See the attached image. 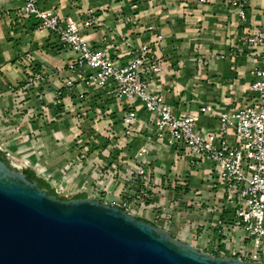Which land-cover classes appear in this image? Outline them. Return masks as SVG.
<instances>
[{"label":"crops","instance_id":"0c3cea01","mask_svg":"<svg viewBox=\"0 0 264 264\" xmlns=\"http://www.w3.org/2000/svg\"><path fill=\"white\" fill-rule=\"evenodd\" d=\"M236 1L238 5L234 4ZM19 5L17 0H0V117L7 116L12 123L20 120L21 125L36 123L35 110L42 113L40 109L45 107L55 118H61L59 108L51 104L56 91L69 76L65 68L67 62L77 53L64 49L49 30L37 29L36 18H20ZM39 5L42 9H54L64 19L77 21L84 39L96 48L105 49L116 63H127L139 45L148 44L163 63L160 73L145 77L150 80L151 89L163 93L178 113L199 114L198 126L202 129L219 127L217 113L255 101L250 87L258 80L254 74L258 63L253 60L257 54L253 49L242 48L240 38L264 22V0H212L206 4L197 0H40ZM90 10L92 13L88 14ZM240 10L245 18L240 17ZM178 48L183 52H178ZM204 53L208 55L196 57ZM180 56L185 64L178 67ZM201 57L204 64H197L195 60ZM32 66L47 74L41 89L45 106L32 94L20 108H15L16 90ZM95 90L76 84L70 90L62 89L60 99L67 106H73L75 100L83 102ZM96 91L106 96L101 90ZM111 100L115 110L126 114V107L122 109ZM207 104L216 114L200 112ZM134 124L145 132L139 136L140 141L136 139L133 158L120 159L121 168L129 172L144 163L151 171L154 192L162 187L173 188L175 195L187 197L174 202L175 211L164 216L173 235L194 244L189 241L195 234L191 227L213 218L207 211L221 194L208 179L214 166L209 161L193 163L185 146H171L165 140H158L153 116L141 107L137 109ZM229 140L233 141L234 137L229 136ZM18 142L15 141L17 146L25 147ZM140 149H147L148 155L138 156ZM30 160L37 164L31 167L45 170L37 158ZM149 204L155 206L153 199ZM152 210L142 217L152 218Z\"/></svg>","mask_w":264,"mask_h":264},{"label":"built area","instance_id":"2783aa9c","mask_svg":"<svg viewBox=\"0 0 264 264\" xmlns=\"http://www.w3.org/2000/svg\"><path fill=\"white\" fill-rule=\"evenodd\" d=\"M210 1L197 0L200 4ZM17 2L20 3L17 9L20 18H36L37 29L49 30L56 35L64 49L77 53L67 62L65 68L69 76L55 96L60 97L62 89L70 90L76 84L101 90L122 109H128L122 119L126 135L131 132L139 107L150 113L158 140H165L171 146H185L193 163L209 161L214 166L208 173V179L221 190V194L215 197L207 211L214 215L213 218L193 229V241L200 240L202 250L214 256H219L217 254L223 250V256L264 262V22L240 38L242 48L253 49L257 54L253 60L258 63L254 70L258 80L250 87L255 94V102L217 114L209 104L201 107L200 112L216 114L220 120L217 129L206 130L198 126L199 114L178 113L163 93L151 89L150 80L145 77L160 73L163 63L149 45H139L127 63H116L105 49L96 48L84 39L77 21L64 19L54 9H42L40 0ZM234 4L238 5L237 1ZM239 15L245 18L241 10ZM46 79L47 74L42 69L32 66L23 84L16 90L15 108H20L32 92L42 99V83ZM229 136H233L234 140H229ZM0 150L4 151L1 144ZM137 155L146 156L148 150L140 149ZM80 164L83 162L80 161ZM115 177L116 173L108 168L104 172L99 170L98 176L90 183L82 181L73 184L67 177L57 183L53 182L54 179L51 182L57 193L65 197L78 193L96 197V194L105 195L108 183ZM122 177L140 183V206L134 211L133 202L127 199L118 206L135 216H147L146 213L152 209L145 200L151 185L150 169L144 163L137 164L129 172L124 171ZM70 187L78 193L70 194ZM162 212L165 226H168L163 215L165 212Z\"/></svg>","mask_w":264,"mask_h":264},{"label":"water","instance_id":"95a60500","mask_svg":"<svg viewBox=\"0 0 264 264\" xmlns=\"http://www.w3.org/2000/svg\"><path fill=\"white\" fill-rule=\"evenodd\" d=\"M0 158V264H264L214 256L97 197L48 195Z\"/></svg>","mask_w":264,"mask_h":264},{"label":"rangeland","instance_id":"374dc122","mask_svg":"<svg viewBox=\"0 0 264 264\" xmlns=\"http://www.w3.org/2000/svg\"><path fill=\"white\" fill-rule=\"evenodd\" d=\"M178 50V52H183L180 48ZM200 55L206 56L208 54H197L196 57ZM180 58L177 60L178 67L185 64L184 58L182 56ZM204 61L202 57L195 60L197 64H204ZM96 90L90 92L91 94L83 102L75 100L74 108L72 105L68 104L67 106L63 103L61 97L55 96L51 105L59 108L58 111L62 113L61 118H55L54 114H51L50 110H46L45 107L40 109L42 113H39V109L35 110L34 119L36 123L31 121L30 124L21 125L20 120L12 123L9 122L7 116L0 117V144L10 164L37 167V164L34 165L35 162L30 160V158H37L38 163L45 167V170H36L37 174L47 181L56 177V181L67 177L68 180H73V184L81 181L90 183L98 176L99 170L104 172V170L111 168L116 173L115 179L104 191L105 195L96 194V197L100 201H108L112 205H122L124 199L131 200L134 211H137L138 206H140L138 192L141 185L134 179L122 177L124 171L121 168L123 164L120 159L133 158L134 150L136 151V139L140 141L139 136L143 135L145 130L144 128L138 130V126L132 124L130 134L123 133L122 119L125 114L114 109L111 98L97 94ZM36 99L38 103L42 102V106H45L44 98ZM57 100H61V102H57ZM78 103L79 106L77 107ZM17 140L25 147L17 146L15 143ZM12 141L14 142L11 145ZM80 161L83 164H80ZM154 188L156 187L151 184L148 187L147 197H145L147 203L151 199L155 203L154 207L151 206L153 212L150 211L153 216L144 219L154 221L158 226L163 227L165 223L161 212L164 211L166 216L169 215L175 211L172 209L174 202H180L187 197L182 194L181 196L175 195L173 188L162 187L156 189V192H154ZM120 192L121 195L119 196ZM69 193L76 194L78 192L70 187ZM167 227L166 225L164 228ZM193 240L195 239H189V241ZM195 243L193 245L203 251L200 240H196Z\"/></svg>","mask_w":264,"mask_h":264},{"label":"trees","instance_id":"16d2710c","mask_svg":"<svg viewBox=\"0 0 264 264\" xmlns=\"http://www.w3.org/2000/svg\"><path fill=\"white\" fill-rule=\"evenodd\" d=\"M255 102V101H254ZM0 158L7 164L9 165V160L8 158L6 157V154L4 151L0 150ZM23 172L25 173L26 177L29 179V180H36L39 185L41 187H44L46 188L50 194H53L55 196H59V198H61L62 200H68V199H73V198H84V197H87V194L86 193H78L72 197H65L59 193H57L55 187L53 186L52 182L51 181H47L45 178L41 177L40 175L37 174V171L35 169H33V167H30V166H27V167H24L23 169ZM140 185V183H139ZM148 203H150L148 201ZM160 212V211H159ZM138 219H142V220H146L142 217H138L136 216ZM146 221H149V220H146ZM152 222L153 224L157 225V223H155L154 221H150ZM219 256H223L225 255L224 254V251L222 250V252L220 254H218Z\"/></svg>","mask_w":264,"mask_h":264},{"label":"flooded vegetation","instance_id":"af4514ba","mask_svg":"<svg viewBox=\"0 0 264 264\" xmlns=\"http://www.w3.org/2000/svg\"><path fill=\"white\" fill-rule=\"evenodd\" d=\"M8 166H10L11 168H13L12 166H11V164L9 163V165ZM26 167V166H25ZM14 169V168H13ZM23 169H24V167L22 168V169H16L17 171H21V172H23ZM24 173V172H23ZM25 174V173H24ZM27 178V177H26ZM28 179V178H27ZM29 180V179H28ZM31 182H35L36 180H30ZM37 182V181H36ZM37 184H38V186H39V188H41V189H45L46 190V193L48 194V195H52V196H55V195H53V194H50L49 193V191L46 189V188H44V187H41L40 185H39V183L37 182ZM55 197H57V198H59V196H55ZM59 199H61V198H59Z\"/></svg>","mask_w":264,"mask_h":264}]
</instances>
